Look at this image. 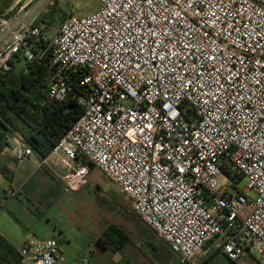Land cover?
<instances>
[{"label": "built area", "instance_id": "2783aa9c", "mask_svg": "<svg viewBox=\"0 0 264 264\" xmlns=\"http://www.w3.org/2000/svg\"><path fill=\"white\" fill-rule=\"evenodd\" d=\"M33 1L0 15V68L44 64L49 97L82 113L45 157L6 136L15 160L36 155L65 191L96 166L181 264L212 246L264 264V0H102L53 34L14 23ZM18 249L21 264H68L52 236Z\"/></svg>", "mask_w": 264, "mask_h": 264}, {"label": "rangeland", "instance_id": "374dc122", "mask_svg": "<svg viewBox=\"0 0 264 264\" xmlns=\"http://www.w3.org/2000/svg\"><path fill=\"white\" fill-rule=\"evenodd\" d=\"M40 1L41 4L36 7ZM54 1L59 8L56 16L58 21L48 26L43 25L51 34L58 31L60 25L69 17L86 16L98 10L102 5V0H36L20 10V15L26 14L28 10L36 7L30 16L38 17L53 6ZM16 7L18 11L19 6ZM42 17L45 21L50 19L48 14H44ZM16 61L17 69L27 63L21 58ZM4 152L10 156L6 162L7 168L15 173L18 182L23 185L27 182L25 189L31 190L28 193L31 206L37 211L40 208L41 214H44L41 215V218L35 215L36 223L41 225L38 235L44 236L48 228L56 227L60 232L62 231L63 234L58 235L63 239L61 250L68 264H82L84 256L90 258L92 263L96 262L97 264H120L125 261L126 264H160V261L163 263L162 260L150 259L145 253L146 247L142 245L143 240L141 239H150L152 232L143 225V220L134 211L131 199L98 168L92 170L88 176L89 182L81 188L73 192H65L59 184H51V175H43L41 170L38 171L36 155L17 162L11 142L6 146ZM247 184L246 177H243L239 182L241 188H246ZM10 185V179L0 171V199L4 200L0 203V231L7 234L16 245L20 246L24 232H26L24 225L32 224V220L25 212H20L19 208L25 207V205L18 204L15 200L8 203L7 199H3L4 191ZM231 190L237 191L233 187ZM25 202L27 203V201ZM210 204L211 202L208 203V206ZM110 224L117 225L132 237V241L122 250L114 245H109L107 241H103L106 248L102 249L96 242L103 236L104 229ZM212 248L214 246L211 247L210 252ZM210 252L207 251L199 257V264L262 263L260 251L256 249L246 251L236 262L225 257L219 250L212 254ZM147 253L149 252L147 251ZM171 264H179V262L177 259H173Z\"/></svg>", "mask_w": 264, "mask_h": 264}, {"label": "trees", "instance_id": "16d2710c", "mask_svg": "<svg viewBox=\"0 0 264 264\" xmlns=\"http://www.w3.org/2000/svg\"><path fill=\"white\" fill-rule=\"evenodd\" d=\"M13 2L0 0V15L15 13L17 7H12ZM52 5L31 24L48 26L58 21L59 8L55 1ZM44 14L50 15L48 21L43 19ZM49 77V68L38 62L27 61L18 69L13 62L10 70L0 68V151L8 145L5 137L15 134L22 136L38 157H45L81 115L82 109L74 97H49ZM129 240L125 230L110 224L96 242L102 247L103 241H107L122 248ZM22 259L18 247L0 233V264H21Z\"/></svg>", "mask_w": 264, "mask_h": 264}, {"label": "crops", "instance_id": "0c3cea01", "mask_svg": "<svg viewBox=\"0 0 264 264\" xmlns=\"http://www.w3.org/2000/svg\"><path fill=\"white\" fill-rule=\"evenodd\" d=\"M12 7H14V5ZM32 9H34V8H32ZM32 9L28 10V12H26V14H21L20 15V12H19L17 14V16H16V20L14 21V23L16 24L17 21L21 20V19L27 20V22H32L33 19L35 18V16H30ZM2 45H3V40H0V47H2ZM6 146L0 151V171H2V173H4L10 179L11 185L8 188H6V190L4 191L3 199H7L8 203L10 201H14L15 200L18 204L25 205V207L19 208L20 212L21 213L25 212L32 220V224L24 225V228L26 229V232H24V236H23V239H22V244L30 236L37 237V238H46V237L52 236V237H55L58 240L59 246L61 247V245L63 244V239H61L58 234L61 235L63 233H62V231L60 232L56 227L54 229L48 228L47 232L42 237H41V235H38V230H40L41 225L36 223L35 215H38V217L41 218V215H44V214H41V209L40 208L37 211L33 206H31L30 197L28 196V193L31 192V190L30 189L29 190L25 189L27 182L24 185H23V183L18 182L17 179L15 178V173L11 172L7 168L6 162L8 161L7 159H9L10 156L6 155L5 152H4ZM37 168L39 169L38 171L41 170V173L43 175H49V176L51 175V177H52L51 178V180H52L51 184H55V185L59 184L61 189L64 190L62 188L61 183L55 178V176L49 170H47L45 168H42V167L40 168L38 166H37ZM96 168H97L96 166L91 165L89 174L92 172L93 169H96ZM88 182H89V178H88ZM34 190L35 189L33 188V191ZM73 191H76V190H73ZM73 191H65V192H73ZM33 193H35V192H33ZM3 201L4 200L0 199V203H2ZM25 201H27V203ZM140 222H142V221H140ZM143 222H142L143 225H145V227L148 228L152 232V237L150 239H141V240H143L142 245H144V247H146V249L144 248L145 249L144 251H145L146 254H148L150 259L155 258L157 261L162 260L163 263L160 261V264L161 263L162 264H171V261L173 259H177L179 264H181V256H180V254L178 252L174 251L171 248V246L162 237H160L155 232V230L151 226H149L144 220H143ZM36 225H38L40 227L37 228ZM0 233H2V232L0 231ZM2 234L4 236H6L11 241V243H13L15 246L19 247L18 245H16L14 243L13 240L10 239V237L7 234H5V233H2ZM38 236H40V237H38ZM131 241H132V237L130 235V240L122 248H118V249L122 250ZM109 245H112V244H109ZM100 247L102 249L106 248L105 245H104V247H102V246H100ZM210 249L211 248L208 249L209 252H210ZM217 250L221 251L223 253V255L225 257H227L226 254L220 248H217V247L212 248V251L210 253L212 254L213 252H216ZM147 251L149 253H147ZM95 264H97V263L95 262ZM120 264H126V261L125 262H121ZM189 264H199V257H196V258L190 260Z\"/></svg>", "mask_w": 264, "mask_h": 264}]
</instances>
